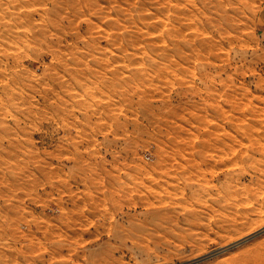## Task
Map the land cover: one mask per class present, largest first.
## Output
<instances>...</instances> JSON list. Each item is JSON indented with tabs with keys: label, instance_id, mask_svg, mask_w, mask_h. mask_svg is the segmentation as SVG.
<instances>
[{
	"label": "rangeland",
	"instance_id": "rangeland-1",
	"mask_svg": "<svg viewBox=\"0 0 264 264\" xmlns=\"http://www.w3.org/2000/svg\"><path fill=\"white\" fill-rule=\"evenodd\" d=\"M0 264H264V0H0Z\"/></svg>",
	"mask_w": 264,
	"mask_h": 264
},
{
	"label": "bare ground",
	"instance_id": "bare-ground-1",
	"mask_svg": "<svg viewBox=\"0 0 264 264\" xmlns=\"http://www.w3.org/2000/svg\"><path fill=\"white\" fill-rule=\"evenodd\" d=\"M263 100V99H262ZM251 111H253V110H251ZM254 117V116H253ZM240 118V117H239ZM243 118V117H242ZM252 130V129H251ZM244 136V135H243Z\"/></svg>",
	"mask_w": 264,
	"mask_h": 264
}]
</instances>
